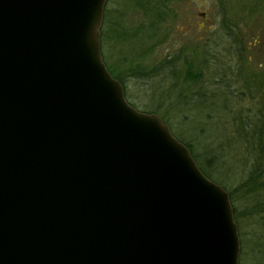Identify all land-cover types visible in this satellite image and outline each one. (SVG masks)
I'll return each instance as SVG.
<instances>
[{
	"label": "water",
	"instance_id": "1",
	"mask_svg": "<svg viewBox=\"0 0 264 264\" xmlns=\"http://www.w3.org/2000/svg\"><path fill=\"white\" fill-rule=\"evenodd\" d=\"M106 0H0V264H239L228 193L100 55Z\"/></svg>",
	"mask_w": 264,
	"mask_h": 264
},
{
	"label": "rangeland",
	"instance_id": "2",
	"mask_svg": "<svg viewBox=\"0 0 264 264\" xmlns=\"http://www.w3.org/2000/svg\"><path fill=\"white\" fill-rule=\"evenodd\" d=\"M105 7L101 53L122 79L127 100L150 113L160 98L177 97L176 113H169L172 135L190 146L196 164L242 211L255 196L246 193L244 181L259 177L264 184V81H257L264 69V0H107ZM236 38L242 50L236 49ZM170 57L175 76L168 66L150 73ZM182 60L200 77L185 81ZM186 95L194 103L185 108ZM243 129L255 139L260 130V141L244 139ZM256 194L264 197V189ZM240 220L245 241L239 263L242 258L241 264H253L261 260L253 254L252 246L259 245L250 235L254 222Z\"/></svg>",
	"mask_w": 264,
	"mask_h": 264
},
{
	"label": "trees",
	"instance_id": "3",
	"mask_svg": "<svg viewBox=\"0 0 264 264\" xmlns=\"http://www.w3.org/2000/svg\"><path fill=\"white\" fill-rule=\"evenodd\" d=\"M104 7H105V5H104ZM151 8H154V10H155L156 6L155 7H151ZM157 9L159 10V6L157 7ZM105 10H106V7H105V9L103 8V11H102L103 12V14H102L103 24H102L101 28H103L104 24L106 23V12H105ZM154 13L153 14L156 15L157 14V10L154 11ZM182 61L185 63V72H184V75H183V79L185 81L197 79L198 77H200V73H196V74L194 73L193 74V71H191L193 69L191 63H189L186 60H182ZM173 62H174L173 58H171V57L170 58H166L163 61H161L160 64L154 66L153 70H151L150 73H153L152 75H154L155 72H156L155 69L159 68L160 66H162V68L165 67V66H168L170 68L169 71L171 72V75L175 76L176 69L172 68L174 66V65H172ZM105 66H106V69L108 70V72L110 73V75L113 78H115L116 80H118L119 83L121 84V86L123 88V92H124V98L126 99V101L130 104V106L134 107L127 100V96H126V92L124 91L122 79L119 76L114 75L109 66H107V65H105ZM137 73H139V72H137ZM137 73H136V75H137ZM177 100H178L177 97L174 98V100H171V99H168V98L164 99V97H162V98L159 99V103L162 106V108L160 107V105H158L157 107H155L153 109V111L150 112V113L157 114L161 118L162 122L165 123L169 127V130L171 129V119H174V117L173 116L171 117L169 115V113H170L171 110H173V113H176L172 106H173V103H175ZM182 101H183L182 103H184V105H185V108H186L187 105H190L192 102L194 103V100L191 97L188 98L187 95L182 98ZM196 106H197V104L195 103V107ZM160 109L163 112H159ZM183 110H185V111L182 113L183 115L181 117L183 118V121H185L187 119V117H188L187 114H186L187 110L184 109V108H183ZM141 112H143V111H141ZM144 113H149V112L144 111ZM166 114H168V115H166ZM228 125H229L230 129L233 128L230 124H226L225 126L228 127ZM244 131L245 130L243 129L242 133H241L242 134L241 136H243L244 139L249 140V142H252V139H255L254 136L251 135V134H248L246 131L245 132ZM170 132H171V130H170ZM259 133H260V130L258 131V135H257L258 138L255 139V141L257 140V143H258V141H260ZM179 142H181L182 144H184L188 148L192 158L195 159L196 157H195V155L192 154L190 146L187 143H185L184 141H179ZM198 167H199L200 171L205 175L206 172L203 169V167L201 165L198 166ZM256 178H259V177H256ZM256 178L251 177L249 180L247 179V180L244 181V189L246 190V193L247 194L251 193V194H254L255 196H254L253 200L250 202V204H247V207H245L242 211H240V210L238 211L237 209H235V207H232V203H231L232 194L230 192H228V191H227V193H228L229 200H230L231 207H232L233 219H234V222L237 225V227H236L237 230H239L238 231V236H239L240 248H242L241 251H240L241 256L243 254V244H244V241H245L243 238H241L242 237V234H241L242 232H241V220H240V218L243 217L244 219L246 218V219H249V220L254 222L253 223V227L254 228L251 231L250 235L252 237H255L258 240V244H259L258 246H255V247L252 246V248H253V254L257 253L258 255H260L261 256V260L255 262L253 264H264V235H263V232H264V206H262V204L264 202V197H261L259 199L260 196L256 194L258 191L260 192L261 189H264V184H261L259 182V180H257ZM222 188H224V187H222ZM224 190H226V189L224 188ZM242 260L243 259L241 258L239 264H241Z\"/></svg>",
	"mask_w": 264,
	"mask_h": 264
},
{
	"label": "flooded vegetation",
	"instance_id": "4",
	"mask_svg": "<svg viewBox=\"0 0 264 264\" xmlns=\"http://www.w3.org/2000/svg\"><path fill=\"white\" fill-rule=\"evenodd\" d=\"M107 2V1H106ZM223 13H225L224 11L222 12V14ZM102 24H103V19H102V23H101V26H100V29H101V27H102ZM101 32V31H100ZM124 34H126L125 32H124ZM229 35H230V32L228 33ZM100 38H101V35H100ZM235 47H236V49H239V50H242L243 49V46H242V44H241V39L240 38H236L235 39ZM100 44V43H99ZM255 44V40H254V43L252 42V46ZM194 50V49H193ZM193 50H192V52H193ZM195 51V50H194ZM100 55H101V58H102V61H103V63H104V58H103V55H102V53H101V44H100ZM104 65H105V63H104ZM258 74H259V76L260 77H258L257 76V81H264V69H262L260 72H258ZM255 83H257V82H255Z\"/></svg>",
	"mask_w": 264,
	"mask_h": 264
}]
</instances>
